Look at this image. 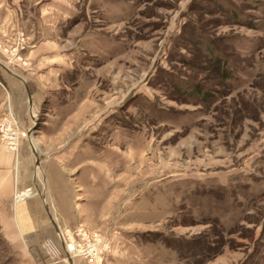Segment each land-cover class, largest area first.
I'll list each match as a JSON object with an SVG mask.
<instances>
[{
	"label": "rangeland",
	"instance_id": "1",
	"mask_svg": "<svg viewBox=\"0 0 264 264\" xmlns=\"http://www.w3.org/2000/svg\"><path fill=\"white\" fill-rule=\"evenodd\" d=\"M1 146L0 264L25 205L101 238L72 260L38 230L39 264H264V0H0Z\"/></svg>",
	"mask_w": 264,
	"mask_h": 264
},
{
	"label": "crops",
	"instance_id": "2",
	"mask_svg": "<svg viewBox=\"0 0 264 264\" xmlns=\"http://www.w3.org/2000/svg\"><path fill=\"white\" fill-rule=\"evenodd\" d=\"M9 73L15 75L13 74V72H9ZM27 91H28V95H27L28 105L29 107L31 106L30 107L31 110L35 103L34 97L33 94L29 92V90ZM33 115L34 114L31 112L32 117ZM29 142L31 144V147L35 146L37 150L38 148L37 144H35V142L31 137L29 138ZM1 148H2V152L0 151V203L6 204L8 206L9 204H12L15 195H17L19 192H22L21 189H23L25 186L22 185L23 183L22 184L16 183L14 185L13 153H11V151H9L7 148L3 146H1ZM38 174L40 173L38 172ZM49 180L51 179H49L47 176L45 181V187L43 188V192H41V188L37 186L40 195H45L46 197L47 193L50 192L49 195L52 196V190ZM17 188H21V189L16 191ZM22 202H26V200ZM20 203L17 205V207L20 206ZM18 208L14 211V216L5 217L3 219V228H4L5 236L12 243L15 250L19 252V254L20 253L23 254L22 257L25 260H27L25 264H39L37 262V258L35 257V255H33L32 251L31 250L27 251V249L25 250V247H23L22 245L23 242L26 244L27 243L35 244V233L38 230L43 231V233L45 232L48 235H53L54 233H56V235H58V237L62 239V235H64V229L70 227V224L66 219H64V216L60 212L58 214V217L56 215L53 218L54 224L56 226L55 229V227L53 226H48V224L45 221H37V218L34 217V215L30 212L27 205Z\"/></svg>",
	"mask_w": 264,
	"mask_h": 264
},
{
	"label": "built area",
	"instance_id": "3",
	"mask_svg": "<svg viewBox=\"0 0 264 264\" xmlns=\"http://www.w3.org/2000/svg\"><path fill=\"white\" fill-rule=\"evenodd\" d=\"M7 138L10 148L16 149L17 144L15 137L9 134ZM62 238L64 239L65 251L69 258H71L69 254L70 252L73 258L78 255H83L90 259V261H93L94 259L101 260L99 248L101 238L98 234H90L83 227H79L74 231L69 229L67 231V236H62Z\"/></svg>",
	"mask_w": 264,
	"mask_h": 264
},
{
	"label": "trees",
	"instance_id": "4",
	"mask_svg": "<svg viewBox=\"0 0 264 264\" xmlns=\"http://www.w3.org/2000/svg\"><path fill=\"white\" fill-rule=\"evenodd\" d=\"M220 59H221V58H219V56H216V57L214 58V61H212V62L214 63L215 67H218L219 69H223V70H225V69H224V68H225V65H224L223 62L220 61ZM200 92H201V91H200ZM195 94H197V95H201V93H198V91L195 92ZM202 95H205V93H202Z\"/></svg>",
	"mask_w": 264,
	"mask_h": 264
},
{
	"label": "water",
	"instance_id": "5",
	"mask_svg": "<svg viewBox=\"0 0 264 264\" xmlns=\"http://www.w3.org/2000/svg\"><path fill=\"white\" fill-rule=\"evenodd\" d=\"M2 66H3L5 69H7L5 65L2 64ZM7 70H8V69H7ZM32 149H33V152H34V154H35V156H36L37 166L39 167V166H40V157H39V154H38V152L36 151L35 146H32Z\"/></svg>",
	"mask_w": 264,
	"mask_h": 264
},
{
	"label": "bare ground",
	"instance_id": "6",
	"mask_svg": "<svg viewBox=\"0 0 264 264\" xmlns=\"http://www.w3.org/2000/svg\"><path fill=\"white\" fill-rule=\"evenodd\" d=\"M69 254H70V256H71V259H72V260H74V258H73V256H72V254H71L70 252H69Z\"/></svg>",
	"mask_w": 264,
	"mask_h": 264
}]
</instances>
